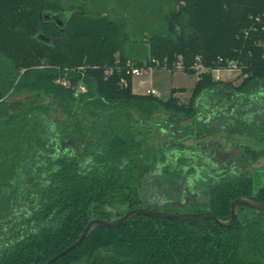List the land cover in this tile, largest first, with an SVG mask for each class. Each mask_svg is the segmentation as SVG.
Listing matches in <instances>:
<instances>
[{
  "label": "trees",
  "instance_id": "1",
  "mask_svg": "<svg viewBox=\"0 0 264 264\" xmlns=\"http://www.w3.org/2000/svg\"><path fill=\"white\" fill-rule=\"evenodd\" d=\"M263 28L264 0H0V100L37 92L67 116L56 121L47 107L26 106L0 119V264H45L90 221L135 209L227 221L236 199L264 201L244 158L202 169L196 149L185 158L152 147L132 124L160 107L193 119L195 133L250 138L262 148L247 156H264ZM197 58L206 72L187 104L175 89L166 101L137 94L126 75L128 62L169 72L182 62L193 77ZM230 62L239 87L210 73ZM67 72L72 84L83 76L87 93L56 84ZM78 100L90 110H75ZM54 264H264V212L240 207L230 229L140 216L95 229Z\"/></svg>",
  "mask_w": 264,
  "mask_h": 264
},
{
  "label": "rangeland",
  "instance_id": "2",
  "mask_svg": "<svg viewBox=\"0 0 264 264\" xmlns=\"http://www.w3.org/2000/svg\"><path fill=\"white\" fill-rule=\"evenodd\" d=\"M260 46L264 49V43ZM221 75L223 81L230 83L233 87H239L242 83V78L236 71L224 72ZM142 79L146 80L147 83L143 88L136 86L137 90L145 92L147 88L152 87L148 81L154 80L153 87L159 92L160 99L163 101L168 100L171 91L175 89V97L178 98L181 104L188 103L196 84L195 77L182 72H169L166 70H154ZM52 103L51 98L37 92L10 91L6 97L0 100V119L3 120L11 114L22 112L26 106H33L47 107L49 117L52 120H66L67 116L64 112ZM74 106L75 110L80 108L82 110L83 107H87L88 110L91 108L86 103L81 106L79 100ZM96 112L106 115L104 114L106 111L101 109ZM176 118H180V120H175ZM85 119L90 122L94 117L87 114ZM134 119L136 121L132 123L133 130L139 133V138L146 141L150 146L183 152L185 158L193 156L189 151L194 148L196 149V156L193 160H195V163H199L198 166L202 169L205 167H218L224 163L231 165L235 162L234 165L240 166L242 161L238 162L237 158L242 157L246 160L244 167H249L251 170L254 191L264 187V156L253 159L247 156L246 153L247 149L258 152L262 148L252 139L243 136H231L227 131L211 136L195 133L193 119L173 115L160 107L153 109L146 119H141L138 114L134 116ZM168 160L176 164V161H173L172 158ZM203 198L201 200H205Z\"/></svg>",
  "mask_w": 264,
  "mask_h": 264
},
{
  "label": "water",
  "instance_id": "3",
  "mask_svg": "<svg viewBox=\"0 0 264 264\" xmlns=\"http://www.w3.org/2000/svg\"><path fill=\"white\" fill-rule=\"evenodd\" d=\"M74 14H70V18ZM45 20L48 22H54L59 27L64 26V22L59 18L58 15H46ZM44 39L43 36H41ZM240 207H247L249 209L264 212V201H256L249 198H239L236 199L231 204V217L227 221H221L214 215L210 213H180V214H173V213H166L161 211H153L149 209H135L127 212L125 215L114 219V220H106V219H94L88 223L86 228L84 229L82 235L67 249L62 251L61 253L54 256L52 259L47 261L45 264H54L62 257L66 256L67 254L71 253L77 247H79L83 241L97 228H109V229H117L121 226L126 225L130 222L133 218L144 216L151 219H163L174 221L177 223H187V222H195V221H213L219 227L224 229H230L234 227L238 219V210Z\"/></svg>",
  "mask_w": 264,
  "mask_h": 264
},
{
  "label": "built area",
  "instance_id": "4",
  "mask_svg": "<svg viewBox=\"0 0 264 264\" xmlns=\"http://www.w3.org/2000/svg\"><path fill=\"white\" fill-rule=\"evenodd\" d=\"M256 21L260 22L261 18L258 17L256 19ZM263 30H264V28H263ZM153 63L156 66L159 65L158 62H153ZM193 69L196 71L195 75L193 76V77H195L196 81L199 80L201 73L206 72V69L204 68V66L200 62L199 58L196 59V63L194 65ZM154 70H157V69L152 67V66L139 67L133 62H128L126 64V75L131 77L133 88L136 86H138L139 88L145 87V84L147 82H146V80H144L142 78L146 77L147 75H149ZM163 70H165V69H163ZM166 71H168V70H166ZM176 71L183 73L182 62L177 63ZM228 71H236L239 73V75L241 74L240 68L234 62H230L225 69H213L210 73L212 75V78L215 81H223L221 74H223L224 72H228ZM106 74H111V70L107 71ZM56 84L59 86H62L64 88L71 89L76 95H82V94L87 93V87L84 83L83 76L75 84H72L71 80L68 78V72H67L56 80ZM120 86H122V87L127 86V80L125 78L121 79ZM143 94L158 97V98L160 97L159 92L152 87L147 88Z\"/></svg>",
  "mask_w": 264,
  "mask_h": 264
},
{
  "label": "crops",
  "instance_id": "5",
  "mask_svg": "<svg viewBox=\"0 0 264 264\" xmlns=\"http://www.w3.org/2000/svg\"><path fill=\"white\" fill-rule=\"evenodd\" d=\"M148 82L150 83V86H152V87L154 86V85H153L154 80H151V81H148ZM153 88L156 89L155 87H153ZM133 91H134L135 93L137 92L138 94H143V93H144L143 91L137 90L136 87L133 88ZM159 98H160V97H159Z\"/></svg>",
  "mask_w": 264,
  "mask_h": 264
}]
</instances>
